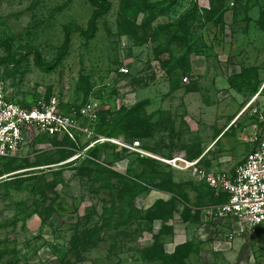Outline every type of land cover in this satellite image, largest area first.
<instances>
[{
    "label": "rangeland",
    "instance_id": "rangeland-1",
    "mask_svg": "<svg viewBox=\"0 0 264 264\" xmlns=\"http://www.w3.org/2000/svg\"><path fill=\"white\" fill-rule=\"evenodd\" d=\"M127 1L125 15L123 0H110L94 36L85 42L72 31L64 56L41 70L34 51L54 59L65 27H84L92 4L0 0V56L21 59L0 65L8 93L27 103L36 93L55 94L79 124L73 137L29 136L12 160H0V169L10 161L0 172V264H259L258 239L218 243L222 234L213 236L201 206L212 190L182 161L168 160L198 151L199 163L231 170L251 148L250 137L264 123V31L256 23L264 0H166L150 15ZM211 2L217 8L208 19ZM185 48L190 70L170 90L167 68ZM62 149L72 153L49 162ZM86 156L130 175L154 168L163 173L155 178L161 184L134 196L141 212L120 223L116 211L103 214L109 192L83 171ZM111 181L118 184L115 176ZM159 200L165 203L158 211L170 215L149 218ZM177 239L193 242L184 259L141 254L151 247L171 254Z\"/></svg>",
    "mask_w": 264,
    "mask_h": 264
},
{
    "label": "built area",
    "instance_id": "built-area-1",
    "mask_svg": "<svg viewBox=\"0 0 264 264\" xmlns=\"http://www.w3.org/2000/svg\"><path fill=\"white\" fill-rule=\"evenodd\" d=\"M120 70L127 72L128 68L121 66ZM182 79L187 80V76ZM86 106L79 109V116L85 115ZM259 118L264 121L262 114ZM78 128L76 112L64 111L55 94L41 95L23 105L8 93L5 82L0 79V160L15 156L29 136L45 133L73 137ZM250 140L251 148L231 170L212 169L199 163V157L177 156L168 162L182 161L180 167L187 169L197 181L212 187L215 195L226 194L224 200L202 206L213 236L218 238L222 234L218 243L227 244L241 235L258 239L259 264H264V123L258 131L254 130Z\"/></svg>",
    "mask_w": 264,
    "mask_h": 264
},
{
    "label": "trees",
    "instance_id": "trees-1",
    "mask_svg": "<svg viewBox=\"0 0 264 264\" xmlns=\"http://www.w3.org/2000/svg\"><path fill=\"white\" fill-rule=\"evenodd\" d=\"M69 1V0H67ZM166 0H159V1H148V0H135L132 1V5L135 8V11H146L148 14H152L156 11V8L158 5L164 3ZM170 3H172L174 0H169ZM89 2L93 6V10L91 12V15L87 19L86 25L80 26V25H74V26H66L65 27V35L64 40L59 46L58 55L49 61L43 60L41 57V54L39 51H34V62L35 64L41 69V70H50L53 68L54 65H56L61 57L64 56V54L67 51L69 40H70V33L72 31H77L80 33L81 36H83L85 42H87L89 39H91L96 30H97V20L99 17L104 15L110 8L111 2L110 0H89ZM122 11L125 15H127V8L129 7V3L127 0H123L122 3ZM216 5L211 2L210 8L208 11V19L211 18L214 14V11L216 9ZM222 14V13H221ZM221 14H218L221 19ZM133 21V19H132ZM256 23L258 26L264 31V9H261L258 17L256 18ZM189 53L190 50L188 48H185L180 54H178L176 57H173L171 60L170 65L167 68V72L169 75V83H170V90L175 89L178 86L180 75L190 70V62H189ZM20 58L15 57L13 54L9 53L6 55L0 56V65L1 64H9L13 63L15 66L19 65ZM165 64V63H163ZM80 79H83L82 76L79 77ZM264 90V85L261 88ZM36 98L39 97V94H35ZM47 97V96H46ZM20 103L23 105L27 104L26 101H23L21 99H18ZM142 106V102L140 101L138 104L133 105L130 108L126 109V112L124 113V118H129L130 113L137 112L140 107ZM62 152L58 157L51 158L49 162H57L60 161L67 156H69L72 152L70 150L66 151L65 153ZM198 151L196 153H192L188 155V158H194L198 156ZM8 160H12L14 157H7ZM84 162H86V165L83 169V171H87L91 173V178L94 181L99 182V185L104 188L108 189L109 192V199L104 203L103 206V214L105 215L108 211L112 213L113 211H116L119 214V222L120 223H126L132 218H136L141 210L135 206L133 203V198L136 196L139 192L147 189L149 186L153 187H159L161 183H157L155 181L156 177H160L163 173L154 169V168H143L139 173L135 175H130L128 173H122L116 170H113L111 167L106 166L102 163L97 162L94 160L93 157H84ZM9 162L5 163L2 166V169H0V172L4 169L9 168ZM115 176L117 177L118 184H115L113 181H111V177ZM53 182H56L54 180ZM200 182V181H199ZM204 183V182H202ZM207 185L206 183H204ZM212 190V195H210L207 202H205L203 205L221 201L225 199L226 194L225 193H218V195H215L214 189L207 185ZM174 198V197H173ZM175 199V198H174ZM158 202L162 203L164 205L165 202L162 200L157 201L156 205H154L155 211H150L148 214L149 218H152L154 215H160V216H168L170 215V210L166 212H159L158 210L162 209V207H158ZM106 203H109L106 205ZM201 205V206H203ZM111 217V216H110ZM96 229L91 228L87 229L85 231V235H87V238L90 237ZM79 235L75 234L73 235L72 239H78ZM193 246L192 241H182L177 243L174 246V251L171 254L166 253L163 248L161 247H151L146 249V253H141L143 257H152V258H169L170 260H173L175 262L176 259H184L187 256L188 251H190V247Z\"/></svg>",
    "mask_w": 264,
    "mask_h": 264
},
{
    "label": "crops",
    "instance_id": "crops-1",
    "mask_svg": "<svg viewBox=\"0 0 264 264\" xmlns=\"http://www.w3.org/2000/svg\"><path fill=\"white\" fill-rule=\"evenodd\" d=\"M252 20H250V22H251ZM246 22H247V19H246ZM252 146V145H251ZM206 225V223H204L203 225H200V226H198V230L196 231V236H201V234H200V227H203V226H205ZM182 241H184V239H177V241H176V243H178V242H182Z\"/></svg>",
    "mask_w": 264,
    "mask_h": 264
}]
</instances>
